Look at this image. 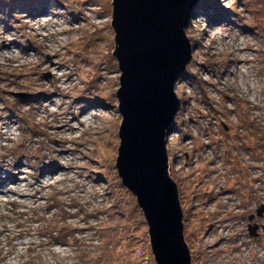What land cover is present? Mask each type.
<instances>
[{"label": "rangeland", "instance_id": "rangeland-1", "mask_svg": "<svg viewBox=\"0 0 264 264\" xmlns=\"http://www.w3.org/2000/svg\"><path fill=\"white\" fill-rule=\"evenodd\" d=\"M112 2L0 0V264H156L116 168ZM186 33L169 155L192 264H264V0H202Z\"/></svg>", "mask_w": 264, "mask_h": 264}, {"label": "water", "instance_id": "water-1", "mask_svg": "<svg viewBox=\"0 0 264 264\" xmlns=\"http://www.w3.org/2000/svg\"><path fill=\"white\" fill-rule=\"evenodd\" d=\"M201 1L112 2L123 118L116 168L143 211L156 264H192L167 137L181 108L176 86L193 60L186 29Z\"/></svg>", "mask_w": 264, "mask_h": 264}, {"label": "flooded vegetation", "instance_id": "flooded-vegetation-1", "mask_svg": "<svg viewBox=\"0 0 264 264\" xmlns=\"http://www.w3.org/2000/svg\"><path fill=\"white\" fill-rule=\"evenodd\" d=\"M221 160V159H220ZM236 160H233L232 159V153L229 155V160H228V162L229 163H233V162H235ZM215 167V161H213V162H211V167ZM226 165H223V167H225ZM233 173V171L231 172V174ZM239 174H241V173H239ZM239 174H237L236 176H239ZM194 175V174H193ZM218 175V173H217V171H211L210 172V176L213 178V177H216ZM232 176H233V174H232ZM209 185H211V187L214 189V191H220V194L222 193V194H226V196H229V194H236L237 193V191H239L240 189H241V187H243V182H242V180H241V178L240 177H237V178H234L231 182H230V184L228 185V186H226V184H224L223 185V183H220V185L218 184V182L216 181V179H214V181L212 182V183H209ZM178 190H179V192H181L180 191V189L183 187V185H181V184H179L178 183ZM211 189V188H210ZM210 189L207 191V194H206V197L208 196V195H210L209 193L211 192L210 191ZM222 197V196H221ZM179 198H180V193H179ZM206 200H208L207 198H206ZM180 202H181V200H180ZM196 205V204H195ZM253 217H254V219H253V221H255V216L253 215ZM258 226H259V224H258Z\"/></svg>", "mask_w": 264, "mask_h": 264}, {"label": "built area", "instance_id": "built-area-1", "mask_svg": "<svg viewBox=\"0 0 264 264\" xmlns=\"http://www.w3.org/2000/svg\"><path fill=\"white\" fill-rule=\"evenodd\" d=\"M178 133V132H177ZM172 135H174V132L173 133H171L168 137H167V142H168V144L170 145V143L172 142V140H173V136ZM223 141V140H222ZM222 141H220V142H217V141H215V143H213V139H211L210 137H206V142H207V146L208 147H215L216 149H218V146L217 145H223V142ZM183 146H186V148H190L191 147V149L192 148H194L193 146H192V144L190 143V142H186V143H184L181 147L183 148ZM169 151V150H168ZM196 151V150H195ZM209 151H211L210 149H209ZM213 152V151H212ZM216 151L214 152V155L216 156ZM213 155V156H214ZM170 156V155H169ZM182 157V155H179L178 156V158H176V167L174 166V168H178L179 167V165H181V163H180V161H181V158ZM217 157V160H215V167H218V168H220V167H222L223 166V164L221 163V157H222V155L221 156H216ZM207 162V161H206ZM174 168H172V166H171V159H170V171H171V169H172V171H173V169ZM225 168V167H224ZM184 170V169H183ZM218 174H219V172H217ZM196 175H193V177H195ZM222 201V200H221Z\"/></svg>", "mask_w": 264, "mask_h": 264}, {"label": "trees", "instance_id": "trees-1", "mask_svg": "<svg viewBox=\"0 0 264 264\" xmlns=\"http://www.w3.org/2000/svg\"><path fill=\"white\" fill-rule=\"evenodd\" d=\"M176 131V129L174 130V132ZM189 138V137H188ZM185 143L186 142H189L188 140L187 141H184ZM195 148H192V150H194ZM168 150H169V144H168Z\"/></svg>", "mask_w": 264, "mask_h": 264}, {"label": "clouds", "instance_id": "clouds-1", "mask_svg": "<svg viewBox=\"0 0 264 264\" xmlns=\"http://www.w3.org/2000/svg\"><path fill=\"white\" fill-rule=\"evenodd\" d=\"M171 172V171H170Z\"/></svg>", "mask_w": 264, "mask_h": 264}]
</instances>
